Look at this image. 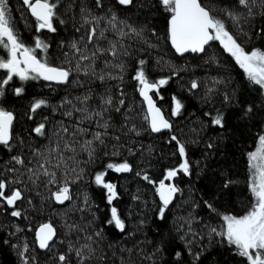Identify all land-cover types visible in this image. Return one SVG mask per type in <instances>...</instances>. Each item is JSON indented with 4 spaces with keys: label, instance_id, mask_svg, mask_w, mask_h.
<instances>
[{
    "label": "trees",
    "instance_id": "trees-1",
    "mask_svg": "<svg viewBox=\"0 0 264 264\" xmlns=\"http://www.w3.org/2000/svg\"><path fill=\"white\" fill-rule=\"evenodd\" d=\"M8 2L12 20H20V25L14 28L20 39L28 47H35L37 37L47 42L50 48L46 57L54 66L72 67L75 64V61L71 65L66 63L62 53L68 50L67 46L72 40L78 39L89 27L84 25L85 14L81 13L82 7L91 10L94 16L106 17L101 21L100 28H106L107 16L115 13L119 21L137 29L144 28L145 31L143 38L128 36L123 39L122 43L130 55L120 56L116 60L111 56H103L96 62V70L99 71L104 68L106 59L113 63L123 61L126 66L124 79L123 82L119 79H107L103 84L96 81L91 85V109H96L100 104L101 95L110 94L113 97V106L104 113L110 127L104 138L105 143L94 145L96 151L91 162L88 153L81 151L77 145V158L81 161L77 171L83 169V178L70 185L73 200L63 205L56 204L50 198L49 188L55 190V186L45 187L44 177L37 181L39 187H35L28 181L24 169L12 173L6 171V168H19L18 165L9 163L12 155H20L26 162L31 160L32 166H35L40 157L34 156V151H46L50 147L48 139L37 137L32 132L39 123L48 125L50 137L51 128L58 127L61 120L71 130L74 120L62 117L60 112L63 109L53 113L52 108H58L66 97L76 103L75 98L82 96L88 85L84 88L75 83L70 86H49L43 80L21 82L14 78L10 86L6 87L4 96L0 97V107L13 112L16 119L13 124L12 151L0 147V178L8 181L22 179L24 183H12L10 188H20L24 199L17 202L22 213L20 218L11 216L12 209L0 206V264H23L18 252L23 251L24 245L28 247L25 257L30 264H58L54 256L59 254L68 256V264H79L75 248L85 243H91L95 249V254L85 264H246L241 257L235 255L233 248L220 243L219 237L213 235L210 241L208 226L220 230L223 221L219 215L207 209L204 201L213 203L221 214L239 216L249 207L251 195L247 184L250 175L247 157L259 142V136L264 135V96L259 94L256 86L247 81L243 71L219 43L212 42L203 56H175L166 39L169 14L164 12L157 0H135L136 6L131 8L118 5L116 0H102V8L96 7L95 0H59L55 34L36 31V22L30 19L23 0ZM202 2L205 6L220 8L227 6L231 0ZM213 14L225 20L230 31L246 50L259 48L264 51V39L261 38L264 33L257 35V30L264 28V17L257 15L249 23L242 21L244 32L251 37L248 38L221 11ZM60 19L64 20V24L59 23ZM82 25L84 26L81 27ZM77 28L80 32L76 31ZM127 30L124 28V31ZM153 31L157 35H152ZM105 35L107 40H101L105 48L108 47V41L120 39L111 30ZM61 43L65 45L64 48H61ZM4 52L0 48V58L6 59L7 52ZM36 54L42 59L45 57V53L40 50ZM141 59L147 61L146 70L150 80L171 77L169 83L160 88V96L154 92L151 94L156 106L172 123L171 132L153 135L147 130V124L143 120L146 113L138 96L137 82L132 78L138 67L137 62ZM210 59L212 62H208ZM105 71L116 73L118 70L108 68ZM174 71H179V75H173ZM5 75V71L0 69V79ZM75 78L81 81L89 79L83 75ZM192 80L200 83L198 89L190 90ZM214 80L222 82L215 83ZM15 87H23L24 94L17 97ZM210 88L213 89L211 93L208 92ZM120 89L123 90V96L120 95ZM225 95L230 98L231 103L225 102ZM173 96L185 106L180 116H172ZM36 99L48 100L51 107L40 110L33 119H29L30 105ZM120 99H124L125 103L117 112L115 109L119 106ZM250 105H254V110L246 115L245 109ZM206 112H211L213 116L217 112L222 113L225 128L213 127L210 124L211 118L204 115ZM126 115L131 119L126 120ZM44 116L48 117L47 121ZM133 124L141 135L137 136L129 131ZM82 126L88 127L87 124ZM96 130L95 125L90 129ZM172 135H176L186 145L191 176L179 173L172 181L181 192L166 210L165 219L160 220V201L155 187L142 179V176L147 174L158 184L168 169L179 167L182 161L175 142H170ZM117 136L119 140L115 139ZM82 139H92V136ZM52 140L54 142L55 138L52 137ZM20 141H23V145ZM209 143L214 144L212 149L207 147ZM125 161L132 166L129 173H115L107 169L108 163L119 164ZM69 164L72 162L69 161ZM52 170L56 171L57 179L62 184L64 168ZM104 171H107L105 180L117 186L118 198L112 205L107 203L106 189L97 186L94 181L95 174ZM138 172L141 175H137ZM222 172L235 181L228 189L221 187V181L226 178L221 175ZM75 175L72 173V176ZM85 196L88 198L87 204ZM113 206L117 207L125 220L127 235L119 233L114 226L106 223ZM185 221L191 223V232L195 235L189 233ZM43 223H51L57 230L58 239L51 252H41L35 246L34 231ZM67 225L79 226L84 231L70 233ZM96 231L101 232L100 238L94 236L91 242L85 240L86 235H92ZM182 235L185 236L184 240L180 239ZM186 241H191V244ZM70 243L74 246L71 251ZM189 249L193 254L203 250L199 261H194ZM177 252L181 253L179 261L175 255Z\"/></svg>",
    "mask_w": 264,
    "mask_h": 264
},
{
    "label": "snow or ice",
    "instance_id": "snow-or-ice-1",
    "mask_svg": "<svg viewBox=\"0 0 264 264\" xmlns=\"http://www.w3.org/2000/svg\"><path fill=\"white\" fill-rule=\"evenodd\" d=\"M158 5L163 8L164 12L168 13L166 39L170 43L172 49L176 54L183 57L185 54L191 53L197 56H203L207 53L208 48L212 42H218L220 47L235 61V64L243 71L247 81L257 87L259 94L264 96V51L259 48L246 50L238 38L230 31L225 20L218 18L213 13L221 11L224 16L240 28L241 34L248 36L244 32L242 21L249 23L254 20L257 15L264 17V0H231L227 6L217 8L214 5L205 6L202 0H157ZM116 3L125 8L136 6L135 0H116ZM23 4L30 11L31 16L36 22V31H47L55 34L57 32L56 20L59 17L58 7L59 0H23ZM97 8H102V0H95ZM258 9L259 11H254ZM111 11V10H109ZM81 13L84 15V25H89L84 33L78 39H74L67 46L68 50L64 51L62 55L65 62L75 64L72 67L54 66L47 60L46 54L50 45L43 39L37 37L35 39V47H28L20 39L12 23V16L8 0H0V48L7 52V58H0V69H3L6 75L0 79V97L4 96L6 87L10 86L14 78H18L21 82L39 81L43 80L49 86L65 85L70 86L75 83L78 87L84 88L87 84V90L82 96L75 98L76 103L72 99L64 98L58 108H52L53 113L58 109H63L60 112L62 117L74 120L71 127L65 125L63 120L58 122V127L51 128V137L49 136V128L46 123H39L32 132L37 137L49 140V145L46 151H34L33 155L40 157L33 165V161H25L20 155H12L9 163L18 165L17 167H7L6 171L17 173L21 169L26 171L28 181L35 187H39L37 181L44 177L43 184L45 187L49 185L55 186V190L49 188L50 198L57 204H65V202L72 201L71 194L72 183L78 182L83 178V169L77 171L80 167L81 161L78 160L77 145L81 151L88 153L89 162L92 161L96 148L95 144L103 145L105 143V136L108 134L110 124L105 119L104 113L113 106V97L110 94L101 95L100 104L96 109H91L89 101L92 99V83L99 81L101 84L107 79H119L123 82L125 63H113L110 60H104V68L99 71L96 70V62L103 56H111L113 60L120 56H128L130 53L127 47L122 43L123 39L128 36H135L143 38L144 28L137 29L130 25H126L123 21H119L115 13L107 16V27L100 28L101 21L105 20V16H94L91 10L81 8ZM60 24H64V20H59ZM82 25L81 27H83ZM127 28V31H124ZM111 30L120 39L117 41H108V47L105 48L101 44V40H107L105 33ZM80 32V29H76ZM264 33V28L257 30V35ZM152 35H157L155 31ZM248 38H251L248 36ZM264 39V35L261 36ZM147 43V41H144ZM91 46V47H89ZM151 47V45H149ZM65 45L61 43V48ZM45 53L42 59L37 56L36 52ZM208 62H212L211 59ZM138 67L135 69L133 79L137 82V90L146 105V114L143 120L147 124V130L152 133H161L163 131H172V123L165 118L162 110L156 106V101L150 93H155L160 96V88L169 83V78H161L158 81L149 79L146 70L147 61L141 59L137 62ZM112 68L118 70L116 73L105 71V69ZM83 75L88 77L87 81H81L74 76ZM185 69H180L184 71ZM173 75L178 76L179 71H174ZM215 83L222 81L214 80ZM200 87L197 80H192L190 90H196ZM23 87H15L14 93L17 97L24 94ZM213 89H208L211 93ZM120 95L123 96V90L120 89ZM162 98V97H161ZM225 102L231 103L230 98L225 95ZM173 109L172 116H180L184 110L183 102L176 96L172 97ZM124 99L119 100V106L116 111L119 112L124 106ZM51 105L46 99H36L29 109V119H33L34 115L42 109H48ZM254 110V105H250L245 109V114H250ZM205 116L210 117V124L213 127L225 128V117L222 113L217 112L215 116L211 112L204 113ZM16 117L11 111H7L0 107V147L11 152L13 149V124ZM48 117L44 116L47 121ZM126 120L131 117L125 116ZM87 124L88 127L82 125ZM98 129L90 131L92 126ZM103 129V131L99 130ZM130 132H134L137 136L141 132L133 124L129 128ZM88 135L92 139H82ZM52 137L55 138L53 142ZM119 140V136L115 137ZM170 142H175L177 151L181 158V163L178 168L168 169L158 184L152 180L147 174L142 176V179L149 184L154 185L156 194L159 196L160 207L158 208V218L165 219L166 210L173 203V200L181 189L172 181L177 178L179 173L184 176H191L190 163L187 158L186 145L176 135L170 137ZM23 145V141H20ZM209 149L214 147L213 143L207 145ZM68 153L69 155H65ZM69 161L72 164H69ZM248 166L250 170L251 179L249 181V191L252 195V201L248 210L243 215L221 214L218 212L213 203L204 201V205L211 212H215L223 221L222 228L218 230L215 227H209L207 235L210 238L217 236L220 238V243L226 244L229 248L235 250V255L241 257L246 264H264V135L259 136V143L256 150L248 155ZM75 165V166H72ZM64 168L65 175L63 183L57 179L56 171L52 169ZM107 169L115 173H129L132 171V166L127 162L114 164L108 163ZM75 173V176H72ZM107 171L95 174L94 181L99 187L106 189V199L108 205H112L113 201L118 198L116 185L107 182L105 177ZM137 175H141L139 172ZM226 178L221 181V187L228 189L235 183L226 173H221ZM167 181V183H166ZM12 183H24L22 179L8 181L0 178V206H6L12 209L11 216L20 218L22 213L18 209L17 202L24 199L23 192L20 188H10ZM10 192V194H8ZM85 203H88V198L85 196ZM29 204L32 202L29 200ZM198 206V205H197ZM83 211L84 209H80ZM108 225L122 234H128L126 231V223L119 213L117 207L110 208V218L106 221ZM188 224L189 233L191 232V223ZM69 232L84 231L83 228L76 225H67ZM100 238L101 232L96 231L92 235H86V241H93V237ZM57 230L51 223L42 224L36 232V241L38 247L42 250L51 252L57 241ZM181 240L185 236L180 237ZM191 244V241H186ZM73 245L69 244V250L73 249ZM162 250V249H158ZM28 252L27 245H24L23 251L18 252L23 264H30L25 253ZM95 254V249L92 248L91 243H85L78 248H75V256L79 258V264H85L86 260H90ZM189 254L194 256V261H199L203 255V250L197 253ZM176 259H181V253H175ZM151 258V257H149ZM58 264H68V256L66 254H59L54 256Z\"/></svg>",
    "mask_w": 264,
    "mask_h": 264
},
{
    "label": "water",
    "instance_id": "water-1",
    "mask_svg": "<svg viewBox=\"0 0 264 264\" xmlns=\"http://www.w3.org/2000/svg\"><path fill=\"white\" fill-rule=\"evenodd\" d=\"M27 11H28V15H29V17L31 18V19H34L32 16H31V14H30V11L27 9ZM35 20V19H34ZM169 46H171L170 45V43H169ZM171 49H172V47H171ZM172 51H173V53H174V55L175 56H177V57H181V56H179L178 54H176L175 53V51L172 49ZM185 55H195V54H191V53H188V54H185ZM47 83V82H46ZM152 93H150V95H151ZM139 96V99H140V101H142V103H143V108H144V112L146 113V105L144 104V102H143V100H142V97L140 96V94L138 95ZM150 131V130H149ZM164 132H167V131H163V132H161V133H164ZM150 133L151 134H153V135H159L160 133H152L151 131H150ZM158 196V195H157ZM158 198H159V196H158ZM57 204V203H56ZM43 224H45V223H43ZM42 225V224H41ZM41 225H39L36 229H35V231H34V238H35V246H36V248L39 250V251H41V252H45V250H42V249H40L39 247H38V242L36 241V232H37V230L39 229V227L41 226Z\"/></svg>",
    "mask_w": 264,
    "mask_h": 264
},
{
    "label": "rangeland",
    "instance_id": "rangeland-1",
    "mask_svg": "<svg viewBox=\"0 0 264 264\" xmlns=\"http://www.w3.org/2000/svg\"><path fill=\"white\" fill-rule=\"evenodd\" d=\"M28 9V8H27ZM28 12V11H27ZM259 143V142H258ZM258 143H257V145L255 146V148L252 150V152L253 151H255L256 150V147L258 146ZM247 162H248V157H247ZM249 163V162H248ZM249 168V167H248ZM249 173H250V170H249ZM250 179H251V175H249V179H248V181H247V184H248V186H249V181H250ZM250 192V191H249ZM250 195H251V193H250ZM251 201H252V195H251V199H250V203H251ZM250 203H249V205H250ZM248 205V206H249ZM248 210V207H247V209H246V211ZM245 211V212H246ZM245 212L243 213V214H245ZM243 214H241V215H243Z\"/></svg>",
    "mask_w": 264,
    "mask_h": 264
},
{
    "label": "flooded vegetation",
    "instance_id": "flooded-vegetation-1",
    "mask_svg": "<svg viewBox=\"0 0 264 264\" xmlns=\"http://www.w3.org/2000/svg\"><path fill=\"white\" fill-rule=\"evenodd\" d=\"M31 19V18H30ZM33 21H35L34 19H32ZM12 23H14V28H16V27H18L20 24V20L19 19H17V20H12ZM6 52V51H5ZM4 52V53H5ZM5 110H7V109H5Z\"/></svg>",
    "mask_w": 264,
    "mask_h": 264
}]
</instances>
